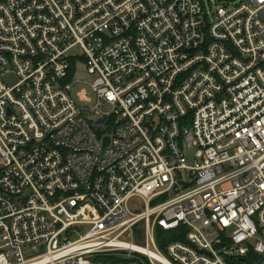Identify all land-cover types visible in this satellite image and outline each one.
<instances>
[{
    "label": "built area",
    "instance_id": "built-area-1",
    "mask_svg": "<svg viewBox=\"0 0 264 264\" xmlns=\"http://www.w3.org/2000/svg\"><path fill=\"white\" fill-rule=\"evenodd\" d=\"M0 264H264V0H0Z\"/></svg>",
    "mask_w": 264,
    "mask_h": 264
},
{
    "label": "rangeland",
    "instance_id": "rangeland-1",
    "mask_svg": "<svg viewBox=\"0 0 264 264\" xmlns=\"http://www.w3.org/2000/svg\"><path fill=\"white\" fill-rule=\"evenodd\" d=\"M214 0H212L213 2ZM81 68V66H79ZM76 78H79V80L83 81V83L77 85L76 87H74L73 89V92H74V96H75V99L79 101L78 99V93L84 89L90 91V86H89V83L88 82H92L94 81L95 77L94 76H91L88 74V72L86 71V69L84 70H80L78 72V74L76 75ZM6 82L13 86L14 84H16L18 82V79L14 76H9L8 78H6ZM82 105H84V107H92L94 105V102L93 103H81ZM89 119L92 120V121H95L96 120V116L95 114H89L88 115ZM139 205L138 206H142V204L138 203Z\"/></svg>",
    "mask_w": 264,
    "mask_h": 264
},
{
    "label": "trees",
    "instance_id": "trees-1",
    "mask_svg": "<svg viewBox=\"0 0 264 264\" xmlns=\"http://www.w3.org/2000/svg\"><path fill=\"white\" fill-rule=\"evenodd\" d=\"M157 238L161 249H164L166 244L175 239V234L172 232L164 231L162 228H157Z\"/></svg>",
    "mask_w": 264,
    "mask_h": 264
},
{
    "label": "water",
    "instance_id": "water-1",
    "mask_svg": "<svg viewBox=\"0 0 264 264\" xmlns=\"http://www.w3.org/2000/svg\"><path fill=\"white\" fill-rule=\"evenodd\" d=\"M104 121H101L100 123H103ZM109 142H110V139L107 137L105 138L104 140V147L108 146L109 145Z\"/></svg>",
    "mask_w": 264,
    "mask_h": 264
}]
</instances>
